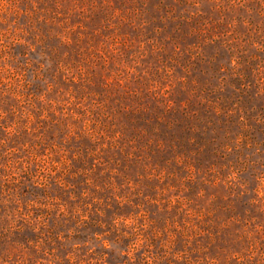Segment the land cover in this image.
<instances>
[{"label":"rangeland","instance_id":"obj_1","mask_svg":"<svg viewBox=\"0 0 264 264\" xmlns=\"http://www.w3.org/2000/svg\"><path fill=\"white\" fill-rule=\"evenodd\" d=\"M0 264H264V0H0Z\"/></svg>","mask_w":264,"mask_h":264}]
</instances>
